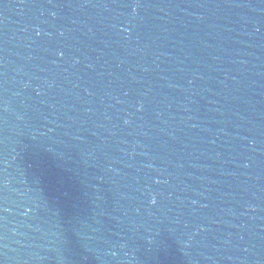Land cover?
I'll list each match as a JSON object with an SVG mask.
<instances>
[{
  "label": "water",
  "instance_id": "obj_1",
  "mask_svg": "<svg viewBox=\"0 0 264 264\" xmlns=\"http://www.w3.org/2000/svg\"><path fill=\"white\" fill-rule=\"evenodd\" d=\"M0 264H264V0H0Z\"/></svg>",
  "mask_w": 264,
  "mask_h": 264
}]
</instances>
